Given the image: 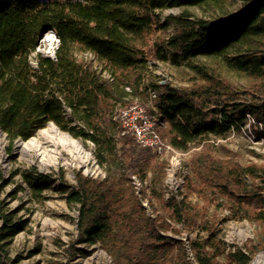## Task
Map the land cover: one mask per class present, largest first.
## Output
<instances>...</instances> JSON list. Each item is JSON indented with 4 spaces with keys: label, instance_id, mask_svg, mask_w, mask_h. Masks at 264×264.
<instances>
[{
    "label": "trees",
    "instance_id": "1",
    "mask_svg": "<svg viewBox=\"0 0 264 264\" xmlns=\"http://www.w3.org/2000/svg\"><path fill=\"white\" fill-rule=\"evenodd\" d=\"M181 9L178 15L164 12ZM202 9L209 18L190 11ZM58 39L55 58L36 54L45 33ZM36 54V66L31 56ZM91 55L100 65L80 59ZM200 58L220 61L244 76L239 89L215 75ZM186 66L197 76L191 87L161 85L151 63ZM108 73L113 81L104 77ZM148 84H145V81ZM198 81V82H196ZM130 90V92L127 91ZM152 98L149 115L166 124L162 140L180 152L198 141L222 138L249 122L264 137V0H6L0 4V130L10 149L54 124L95 147L103 179L76 174L66 193L79 207L78 243L100 245L113 264H251L264 248L228 246L216 234V220L188 202L195 195L209 207H226L235 220L264 229V166H242L204 155L193 160L185 194L164 193L168 163L157 150L122 134L118 111L130 97ZM127 107V106H126ZM134 178L142 185L138 190ZM39 190L47 175H28ZM185 195V196H184ZM158 204L159 210L152 202ZM152 206L151 216L144 202ZM200 223L205 237L174 239ZM21 227L5 217L0 229V264Z\"/></svg>",
    "mask_w": 264,
    "mask_h": 264
},
{
    "label": "rangeland",
    "instance_id": "2",
    "mask_svg": "<svg viewBox=\"0 0 264 264\" xmlns=\"http://www.w3.org/2000/svg\"><path fill=\"white\" fill-rule=\"evenodd\" d=\"M5 1L0 0V4H4ZM181 11L169 9L164 15H178ZM190 11L200 18L210 16L202 9ZM58 44L56 36L52 32H47L36 54L55 58ZM36 54L31 56L33 66H36ZM79 58L92 61L96 68H101L88 54L79 55ZM197 64L208 66L215 75L228 79L241 90L247 89L250 85L244 76L227 72L220 61L200 58ZM151 69L159 84L176 88L191 87L197 78L186 66L177 68L171 64L155 62L151 63ZM145 84H148L147 80ZM127 91L130 92L128 89ZM127 101L126 106L138 102L148 114L156 112L152 97L147 102L139 97H130ZM253 124L255 122L249 118L247 125L240 130L231 128L225 137H209L198 141L187 152L178 150L162 152L163 159L168 163L164 187L166 196L173 193L179 201L183 199L186 178L193 177V160L204 158L207 154L237 162L242 166L255 164L264 166V137L255 135L254 129L251 128ZM160 125V131L164 134L166 124ZM76 140L83 147L73 151L44 139L33 148H23L21 143L25 141H17L10 149L6 134L0 130V229L5 217L11 219L12 224L22 228L5 247L3 264H113L100 245L78 243L79 207L68 205L66 193L76 187L77 173L103 179L105 171L97 163L94 145L81 139ZM164 142L169 144L166 138ZM35 174L50 176L52 184L39 190V184L32 185L27 180L28 175ZM136 187L138 190L142 189L141 184H137ZM187 200L193 206L202 209L209 219L216 220L215 234L228 246L244 249L247 245L257 244L258 234L264 231L248 220H235L226 207L218 210L213 205L207 207L195 195H188ZM152 202L159 210L154 199ZM144 206L148 213L154 216L148 200L144 202ZM173 226L181 231V235L176 236L171 232L165 235L183 239L187 244L198 237L206 236L201 230L200 223L192 228H187L183 224ZM262 251L264 248L259 252ZM189 259L192 264H197L190 251Z\"/></svg>",
    "mask_w": 264,
    "mask_h": 264
},
{
    "label": "built area",
    "instance_id": "3",
    "mask_svg": "<svg viewBox=\"0 0 264 264\" xmlns=\"http://www.w3.org/2000/svg\"><path fill=\"white\" fill-rule=\"evenodd\" d=\"M104 77L113 81L111 75L106 72L104 73ZM155 97L156 95L152 93V98ZM118 117L123 130L122 134H132L141 147L154 149L159 153L168 150L175 152V149L171 145L165 144L162 140L160 135L161 125L138 102L121 108L118 111ZM134 183L135 185L141 184L136 178H134Z\"/></svg>",
    "mask_w": 264,
    "mask_h": 264
},
{
    "label": "bare ground",
    "instance_id": "4",
    "mask_svg": "<svg viewBox=\"0 0 264 264\" xmlns=\"http://www.w3.org/2000/svg\"><path fill=\"white\" fill-rule=\"evenodd\" d=\"M51 140L57 145H62L66 147L69 151L79 150L81 149V144L70 134L62 132L58 129L54 124H51L48 128H45L39 131L37 137H33L32 139L26 141L25 143H21L23 148L36 147L39 145L41 140ZM251 264H264V251L259 252Z\"/></svg>",
    "mask_w": 264,
    "mask_h": 264
}]
</instances>
